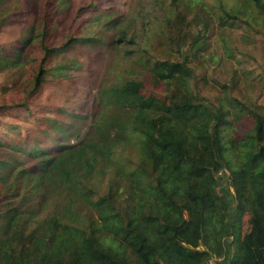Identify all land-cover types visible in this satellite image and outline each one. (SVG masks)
I'll return each mask as SVG.
<instances>
[{"label": "trees", "instance_id": "1", "mask_svg": "<svg viewBox=\"0 0 264 264\" xmlns=\"http://www.w3.org/2000/svg\"><path fill=\"white\" fill-rule=\"evenodd\" d=\"M45 3L43 17L24 25L17 56L0 43V73L27 78L13 86L22 99L0 88V264H264V74L236 57H250L248 48L264 57V0H150L122 17L102 10L58 47L46 40L70 2ZM11 4L0 0V39L19 14ZM76 43L113 49L122 83L100 97L81 151L70 153L78 145L63 146L64 135L80 115L52 111L42 95L78 69L60 58ZM214 66L226 76L214 77ZM232 105L252 120L241 138ZM12 111L31 116L45 141L5 121Z\"/></svg>", "mask_w": 264, "mask_h": 264}, {"label": "rangeland", "instance_id": "2", "mask_svg": "<svg viewBox=\"0 0 264 264\" xmlns=\"http://www.w3.org/2000/svg\"><path fill=\"white\" fill-rule=\"evenodd\" d=\"M70 2V5L63 14V22L56 21V23L51 26L49 38L46 40V43L50 46L58 47L61 43L65 42L70 35L78 36L80 32L77 31L79 25L84 26L85 22L87 23L92 19L96 13L99 11L105 10L107 14L117 17H122L124 14L127 15L129 11L134 8L135 10H140L150 2V0H67ZM44 5H36V12L31 11L30 9L24 7L23 0H13V5L7 6L8 9H11L12 6H15L17 12H19L17 18H15L7 28L1 33V47L5 49L8 53V46L12 47L9 54L17 56L18 50V41L23 34L26 33L24 25L39 21L44 15V6H46L45 0ZM96 5L95 9H86L89 5ZM92 15V16H91ZM96 29H99V26H93ZM242 31H235L233 34L229 33L228 41L231 43L232 40H240V35ZM83 36H90L89 30L83 32ZM39 40V38H38ZM18 43V44H17ZM157 45V43H156ZM34 49L31 48V52ZM250 57L238 56L236 57L244 62L248 67L253 69L257 75L264 74V57L258 53H253L257 51H251L247 49ZM60 58H65V61L70 64L77 62L79 64L78 69L73 71L70 75L71 77L66 81L53 80L47 85L43 91L42 101L48 105V107L53 109L62 108L66 112L79 114L80 117L75 121L74 130L67 135H64L63 146L66 145H78V143L85 139L90 126L92 125L94 118L99 114L100 106L98 103L100 97H105L113 91V87L121 85L122 80L117 78V71L119 67L116 64L115 60V51L111 48H108L105 45H102L98 48H93L92 46H85L83 43H76L71 46V49L63 53ZM59 58V59H60ZM256 60V61H255ZM16 62V61H15ZM118 63V62H117ZM15 72V71H14ZM0 73V88L8 86H15V82L20 84L19 81L26 82V75L23 74V71L20 72L18 77L16 75ZM16 73V72H15ZM212 75L214 77L223 78L226 76V72L222 69H218L215 66L212 68ZM21 76L22 78H19ZM23 78H25L23 80ZM25 82L23 83L25 85ZM21 85V84H20ZM23 87V85H21ZM20 87V86H19ZM19 87H13V89L7 93L9 94V99H22L25 97V92L22 91ZM243 91H246L245 88H242ZM155 92L158 96L161 95V92L156 89L153 85H147L146 93ZM258 92H256V96ZM239 97V96H238ZM101 103V101H100ZM102 105V104H101ZM232 120L235 128V135L238 138H241L243 134L248 131L251 127L252 120L241 110L237 105H232ZM62 116V115H61ZM61 116L58 118L60 119ZM5 121L18 123L22 122L26 126V129H20L21 133H34L35 137H40L41 142L45 141V138L38 136L30 127L33 118L28 116L26 113L21 111H12L3 116ZM6 123V122H5ZM44 148V147H43ZM81 151L80 145L70 151V153H79ZM86 151L87 150H83ZM84 152V153H86ZM63 153V149L59 151H53L52 154L59 157ZM126 157H122L120 161H124ZM25 166V165H24ZM85 169V167H84ZM224 177V181H225ZM221 184V189L226 196L227 200L232 201L228 191V185L226 181ZM69 190H65L60 196L55 194L49 198V210L62 202V198L68 195ZM233 208V206H232ZM233 211V209H231Z\"/></svg>", "mask_w": 264, "mask_h": 264}, {"label": "built area", "instance_id": "3", "mask_svg": "<svg viewBox=\"0 0 264 264\" xmlns=\"http://www.w3.org/2000/svg\"><path fill=\"white\" fill-rule=\"evenodd\" d=\"M217 263H218V261H216V260H210L205 264H217Z\"/></svg>", "mask_w": 264, "mask_h": 264}, {"label": "crops", "instance_id": "4", "mask_svg": "<svg viewBox=\"0 0 264 264\" xmlns=\"http://www.w3.org/2000/svg\"><path fill=\"white\" fill-rule=\"evenodd\" d=\"M222 262H225V260H223Z\"/></svg>", "mask_w": 264, "mask_h": 264}]
</instances>
